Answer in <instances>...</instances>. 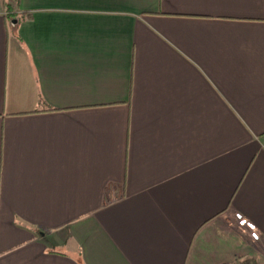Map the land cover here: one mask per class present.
<instances>
[{
	"label": "crops",
	"instance_id": "crops-1",
	"mask_svg": "<svg viewBox=\"0 0 264 264\" xmlns=\"http://www.w3.org/2000/svg\"><path fill=\"white\" fill-rule=\"evenodd\" d=\"M236 257L264 264V0H0V264Z\"/></svg>",
	"mask_w": 264,
	"mask_h": 264
},
{
	"label": "built area",
	"instance_id": "built-area-1",
	"mask_svg": "<svg viewBox=\"0 0 264 264\" xmlns=\"http://www.w3.org/2000/svg\"><path fill=\"white\" fill-rule=\"evenodd\" d=\"M234 218H235V220L237 221V224H238L240 227H245V228H248V229H251V230H252V228H253V227H252V224L249 223V222H247V221L242 217L241 214H239V213H235V214H234ZM250 236H251V238L254 239V240H258V239H259V234H258V232L254 231V230L250 231Z\"/></svg>",
	"mask_w": 264,
	"mask_h": 264
},
{
	"label": "trees",
	"instance_id": "trees-1",
	"mask_svg": "<svg viewBox=\"0 0 264 264\" xmlns=\"http://www.w3.org/2000/svg\"><path fill=\"white\" fill-rule=\"evenodd\" d=\"M230 264H257V262L250 257H236Z\"/></svg>",
	"mask_w": 264,
	"mask_h": 264
}]
</instances>
